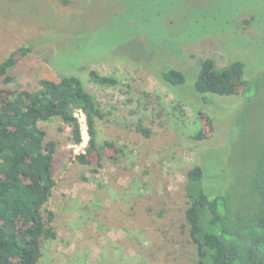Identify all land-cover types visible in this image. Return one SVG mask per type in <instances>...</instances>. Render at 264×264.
Here are the masks:
<instances>
[{"label": "rangeland", "instance_id": "374dc122", "mask_svg": "<svg viewBox=\"0 0 264 264\" xmlns=\"http://www.w3.org/2000/svg\"><path fill=\"white\" fill-rule=\"evenodd\" d=\"M20 47L29 50L16 54L12 81L0 79V90L77 75L105 112L96 144H115L99 159L72 143L67 125L39 122L59 145L42 209L53 211L57 236L43 241L38 264H192L188 170L242 174L264 141V0H0V61ZM206 57L218 67L242 61L257 88L203 102L192 83ZM167 67L185 83H166ZM91 69L121 83L99 85Z\"/></svg>", "mask_w": 264, "mask_h": 264}, {"label": "trees", "instance_id": "16d2710c", "mask_svg": "<svg viewBox=\"0 0 264 264\" xmlns=\"http://www.w3.org/2000/svg\"><path fill=\"white\" fill-rule=\"evenodd\" d=\"M29 48L20 47L0 61V79L10 83L8 71L16 64V54ZM198 69L193 90L203 102H212L211 95L242 94L256 89V78L244 77V63L234 60L218 67L212 58L197 61ZM91 80L103 86H117L121 79L89 70ZM166 83L184 84L185 74L173 67L161 72ZM33 90H0V264H38L42 243L54 239L57 231L52 224L54 213L45 210L55 185L54 154L59 142L41 127L39 122L60 121L71 132L73 144L81 141V129L73 115L81 109L89 134L87 152L115 147L110 141L96 144V121L105 112L93 94L88 92L80 77L60 75L58 80L41 78ZM210 124L213 118L199 110ZM242 130L245 120L239 117ZM61 130V125H58ZM136 129L148 136L149 130L140 124ZM204 137L202 132L193 135ZM260 151L244 173L234 177L218 175L202 165L187 172L188 206L184 211L186 232L195 248L192 264H264V141ZM119 148H116V152ZM114 150V149H113ZM75 159L87 163L85 154ZM97 161V160H96ZM97 166L101 165L98 160ZM221 168V167H220ZM214 178V179H212ZM181 232H185L182 230Z\"/></svg>", "mask_w": 264, "mask_h": 264}, {"label": "built area", "instance_id": "2783aa9c", "mask_svg": "<svg viewBox=\"0 0 264 264\" xmlns=\"http://www.w3.org/2000/svg\"><path fill=\"white\" fill-rule=\"evenodd\" d=\"M73 115L75 116V118L78 120L80 124L81 141L78 144V146L80 147L79 149H81V152H84L85 150L84 148L87 146L86 144L89 139V134H88L87 125H86V118H85L84 112L81 109H75Z\"/></svg>", "mask_w": 264, "mask_h": 264}]
</instances>
